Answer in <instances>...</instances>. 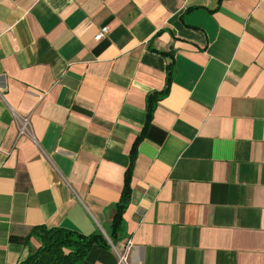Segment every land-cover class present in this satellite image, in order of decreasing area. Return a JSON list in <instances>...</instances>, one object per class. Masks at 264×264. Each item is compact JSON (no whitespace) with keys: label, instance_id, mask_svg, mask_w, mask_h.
I'll use <instances>...</instances> for the list:
<instances>
[{"label":"crops","instance_id":"obj_1","mask_svg":"<svg viewBox=\"0 0 264 264\" xmlns=\"http://www.w3.org/2000/svg\"><path fill=\"white\" fill-rule=\"evenodd\" d=\"M170 66L123 238L77 264H264V0H0V264L107 236Z\"/></svg>","mask_w":264,"mask_h":264},{"label":"trees","instance_id":"obj_2","mask_svg":"<svg viewBox=\"0 0 264 264\" xmlns=\"http://www.w3.org/2000/svg\"><path fill=\"white\" fill-rule=\"evenodd\" d=\"M171 74L172 69L170 66L166 88L148 95L146 122L132 147L131 161L125 174L124 187L120 199L115 203V211L107 230V236L100 230L84 234L64 226L38 225L34 227L30 236H35L40 241V246L38 248H30L27 257L18 264H77L88 256L94 245L112 247L123 238L124 212L131 200L132 176L138 155V145L151 125L158 102L168 95L170 91Z\"/></svg>","mask_w":264,"mask_h":264},{"label":"built area","instance_id":"obj_3","mask_svg":"<svg viewBox=\"0 0 264 264\" xmlns=\"http://www.w3.org/2000/svg\"><path fill=\"white\" fill-rule=\"evenodd\" d=\"M108 32V27H103L96 35V39L99 40L103 38ZM29 117H23L20 122V133L23 134L28 130ZM133 242L131 239L127 241L125 252L121 255L120 262L123 264H128L127 262V253L130 251Z\"/></svg>","mask_w":264,"mask_h":264}]
</instances>
